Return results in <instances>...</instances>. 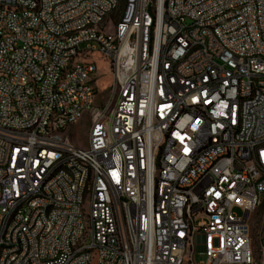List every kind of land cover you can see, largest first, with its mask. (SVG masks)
I'll list each match as a JSON object with an SVG mask.
<instances>
[{
	"label": "built area",
	"instance_id": "1",
	"mask_svg": "<svg viewBox=\"0 0 264 264\" xmlns=\"http://www.w3.org/2000/svg\"><path fill=\"white\" fill-rule=\"evenodd\" d=\"M115 4L0 0V264H88L91 245L97 264H248L249 216L264 194V144L254 145L264 136V0H131L121 26L104 21ZM94 20L101 30L88 28ZM74 53L103 54L122 90L114 111L101 90L87 154L71 132L90 100L85 69L67 73ZM58 76L65 85L54 90ZM241 94L255 101L237 117ZM202 106L218 126L204 122ZM236 122L243 130L230 133ZM84 176L88 233L77 215ZM188 249L205 259L187 260Z\"/></svg>",
	"mask_w": 264,
	"mask_h": 264
},
{
	"label": "bare ground",
	"instance_id": "2",
	"mask_svg": "<svg viewBox=\"0 0 264 264\" xmlns=\"http://www.w3.org/2000/svg\"><path fill=\"white\" fill-rule=\"evenodd\" d=\"M123 4V11L121 18L116 19L115 26H121L123 22V16L127 14L131 6V0H116L115 9H107L104 12V21L115 16L121 10ZM10 2L2 1V10H9ZM20 14H34V6H22L20 7ZM102 20L88 21V28L90 30H101ZM177 29L181 30V35H188V27L186 22H177ZM1 32H8L7 24H0ZM87 31V24H79L77 26V34H84ZM200 44H207V37H200ZM89 58V54L86 53H74V60H71V65L67 66V73H79V69H85L83 76V88L86 91H90L89 107L82 109L81 115L84 111L90 114V118H97L98 114L103 113V106L96 108L93 106L94 97L96 90L93 86L94 75L97 72V65L93 62H89L86 59ZM65 85V76H58V80L53 81V89L61 90ZM232 86H239V78H232ZM214 93H221V82H214ZM113 97V98H112ZM122 90H113L111 88L110 97L107 101V111H114V99H121ZM255 101V94H241V98L238 99L237 103V117H244V107L246 102ZM71 114V104H64L62 108V116H69ZM201 115L204 117V122H210L211 126H218V119L211 118L210 106L201 107ZM107 128H114V121H107ZM243 130V122H236L233 126H230V133H238ZM264 144V136H256L254 138V145ZM91 152V144L89 142L88 148L80 147V154H87ZM91 183L92 176H84L83 183L80 186V195L77 197V215L79 219L80 233H88L90 229L91 214L89 208H85L86 202L91 201ZM264 194H260V201H264ZM110 201L119 202L118 190L110 191ZM182 212H189V204H182ZM119 229H128V218L127 216H119ZM84 243H92V234L84 235ZM248 246L250 248L248 264H253L254 254L252 250V239L251 229L249 223L248 229ZM96 252L100 255V248L98 245H91L90 255L88 256V264L92 259V253ZM196 252L195 249H188L187 260H195Z\"/></svg>",
	"mask_w": 264,
	"mask_h": 264
},
{
	"label": "rangeland",
	"instance_id": "3",
	"mask_svg": "<svg viewBox=\"0 0 264 264\" xmlns=\"http://www.w3.org/2000/svg\"><path fill=\"white\" fill-rule=\"evenodd\" d=\"M123 11V4L121 5V10L115 16L111 17L109 21L114 20V26L116 25V19L121 18V14ZM88 42L82 43L81 48H87ZM93 45L99 48L97 42H92ZM89 62H93L97 65V69H99V80H94V88L96 90L93 106L96 108H101L103 105L99 104V95L101 90L103 91V98H107V101L110 97L111 88V65H107V63L103 62V54H91V60L86 59ZM97 72L94 75L93 79H96ZM89 120L90 114L86 111L82 113L79 117V124L74 126L71 129L72 133H75V142L82 148H88V132H89ZM264 200V199H263ZM89 205V202H86V206ZM88 209V208H87ZM236 213H239L238 210H235ZM249 223L251 229V239H252V250L254 254V262L253 264H264V250H263V235H264V201H262L261 205L256 209V211L249 216ZM196 261H201L205 259L204 255L196 254ZM98 255L96 252L92 253V259L90 264H97Z\"/></svg>",
	"mask_w": 264,
	"mask_h": 264
},
{
	"label": "trees",
	"instance_id": "4",
	"mask_svg": "<svg viewBox=\"0 0 264 264\" xmlns=\"http://www.w3.org/2000/svg\"><path fill=\"white\" fill-rule=\"evenodd\" d=\"M262 244H263V250H264V235H263V241H262Z\"/></svg>",
	"mask_w": 264,
	"mask_h": 264
}]
</instances>
